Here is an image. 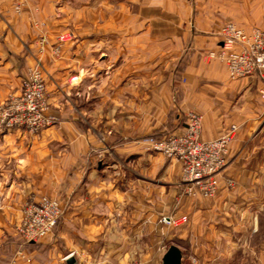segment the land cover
Here are the masks:
<instances>
[{
  "label": "crops",
  "instance_id": "0c3cea01",
  "mask_svg": "<svg viewBox=\"0 0 264 264\" xmlns=\"http://www.w3.org/2000/svg\"><path fill=\"white\" fill-rule=\"evenodd\" d=\"M15 2L0 0V101L21 89L41 59L60 123L0 135V264L13 258L10 236L24 205L42 196L58 198L64 212L50 236L16 254L17 264H72L70 257L118 264L124 250L156 248L158 218L173 212L181 164L141 139L181 132L188 110L202 114L204 140L231 124L239 129L216 196L175 199L177 216H188L180 239L196 249H231L245 229H264L263 81L232 80L223 64L204 57L220 44L226 20L247 29L264 24V0H27L21 13ZM69 30L74 37L56 58L53 48ZM115 72L120 81H109ZM110 82L120 95L108 94Z\"/></svg>",
  "mask_w": 264,
  "mask_h": 264
},
{
  "label": "built area",
  "instance_id": "2783aa9c",
  "mask_svg": "<svg viewBox=\"0 0 264 264\" xmlns=\"http://www.w3.org/2000/svg\"><path fill=\"white\" fill-rule=\"evenodd\" d=\"M26 2L18 0L16 10L19 11ZM221 34L218 50H211L210 56L225 62L228 76L232 80L259 75L263 81L259 96L264 102V30L254 27L247 31L228 22L223 26ZM72 38V33H65L60 36V42ZM54 53L59 55V46L54 48ZM202 120V114L188 110L181 132H168L160 138L146 136L142 143L181 164L184 195L213 198L220 188V180L228 163L229 147L239 126L231 124L219 137L204 140L201 138ZM58 122L59 117L50 112L46 83L38 63L23 78L21 92L10 95L0 103V135L15 128H26L38 133ZM226 184L233 188L235 181L232 178L226 179ZM63 212L61 201L55 197L42 196L38 201L26 202L19 227L22 237L28 242L45 237L53 230ZM162 221L180 226L188 221V216H164ZM19 255L24 256L22 252ZM8 264H17V258Z\"/></svg>",
  "mask_w": 264,
  "mask_h": 264
},
{
  "label": "rangeland",
  "instance_id": "374dc122",
  "mask_svg": "<svg viewBox=\"0 0 264 264\" xmlns=\"http://www.w3.org/2000/svg\"><path fill=\"white\" fill-rule=\"evenodd\" d=\"M98 1H100V0H98ZM118 1L120 2L123 0H109V2L114 6ZM17 2H18V0H16V2L14 4V11L16 13H21L23 11L24 7L26 6L27 2H26V4H24L21 7V9L19 11H17L15 8V5ZM116 6H117V4H116ZM115 11L113 13H115ZM109 15L112 16L113 14H109ZM228 22H233V21L232 20H226L224 22V24L219 29V35L221 36V39H222V34H221L222 28ZM233 23L236 24L235 22H233ZM124 26L125 25L120 24V28H122ZM237 26L240 28H244L240 25H237ZM162 27L164 28L163 25H162ZM251 27L248 29L247 28H244V29L247 31H251V29H252ZM255 27H258V28H261L264 30V24H259ZM126 28H122L120 30L126 31ZM163 28H161V29H163ZM253 28H254V26H253ZM65 33H72L73 34L72 30L66 31L62 34H65ZM60 36H59L58 44H56L54 48L59 46L60 52H61L62 44L65 42H60ZM73 37H74V35H73ZM45 42H47V41L45 40ZM54 48H53V55L56 58H58L60 53H59V55H56L54 53ZM212 50L216 51V50H218V47H215ZM210 51L211 50H208L207 52L204 53L205 59L217 60L218 62H220L221 64H223L227 68L224 61H222L221 59H219L216 56L215 57L210 56V53H209ZM110 60H111L110 63H112V62L116 63V57L115 56H112V59H110ZM38 63H40L42 75H43L44 81L46 83V90L48 93V102H49V109H50V91H49L48 86H47V72L45 70L43 61L41 59H37L35 64L32 66V68H30V70L28 71L27 75L29 73H31V71L37 66ZM117 63L120 64V59L117 61ZM179 66L180 65L178 64V67L174 70V77L176 80L180 79V75H181V71H182L181 68H179ZM118 80L120 81V73L117 74L115 72V73L109 74V81H118ZM111 85H112V82H110L108 94H110V96H114L115 92H118V94L120 95V89L112 90ZM21 90H22V82H21V89L19 91L8 93L6 95V97L0 101V103L3 102L5 99L7 100L8 97L12 94L13 95L19 94L21 92ZM185 114H186V112H185ZM261 119L264 120V115H262ZM59 123H60V118H59V122L57 124H59ZM57 124H55V125H57ZM55 125H53V126H55ZM50 127H52V126H50ZM47 128H49V127H47ZM47 128H44V129H47ZM41 131H39V132H41ZM145 137H143L141 140H143ZM263 153L264 152H262L261 155ZM181 170H182V168H180L178 184L176 186V189L174 188V209H173L172 214H170L169 216H177V213L179 210H178V208H176V200L175 199H178L181 195H184L183 194L182 181H181ZM24 207H25V205H24ZM23 216H24V208L22 210L21 220L15 228L16 231L14 234H12L10 236L12 238V248H11V252H12L11 254L12 255L11 256H13V258H15L16 254L19 255V253L22 252V249H28V248L36 247L39 241L46 239L48 236H50L55 231V228H56V227H54L53 230L48 235H46L45 237L34 241V242H36V245L27 246L28 241H26L22 237V235L19 231V227L22 223ZM163 217H164V215H162L158 218V224H157V228H156L157 240L159 241L162 239L163 241L161 243H157L156 248H150L149 249V248H146L145 246H143V244H142L140 246H137L136 248H133L130 250L129 249L124 250L125 252L123 253V255L124 256L126 255L127 258L123 262V256H122L119 259L120 263H118V264H162L163 263L162 257L171 245H177L179 248H180V245H182L184 247L183 249L180 248L181 252H182V257H183L182 261L184 264H264V229L259 228L255 232H252V230L245 229L244 234H241V235H243V236H241V240L237 242V247H234L231 249H228L227 247H225L226 243H220L219 244L220 249L208 250V249H203V247H201L200 249H196V247L191 248L190 245H189V247H186L187 243L184 242L182 239H180L181 229L185 227V223L180 225V226H176L174 224L164 223L162 221ZM165 228H167V231H166L167 232L166 233L167 238L166 239L164 238V229ZM168 229L170 231H168ZM239 238H240V236H239ZM29 242H31V241H29ZM8 250H10V249L7 248L6 251H8ZM210 253H211V255H210ZM6 258L8 259V256ZM109 264H111V263H109Z\"/></svg>",
  "mask_w": 264,
  "mask_h": 264
},
{
  "label": "water",
  "instance_id": "95a60500",
  "mask_svg": "<svg viewBox=\"0 0 264 264\" xmlns=\"http://www.w3.org/2000/svg\"><path fill=\"white\" fill-rule=\"evenodd\" d=\"M182 259L181 249L177 245H171L163 256L162 264H184ZM68 262L73 264L75 262V258L70 257Z\"/></svg>",
  "mask_w": 264,
  "mask_h": 264
},
{
  "label": "trees",
  "instance_id": "16d2710c",
  "mask_svg": "<svg viewBox=\"0 0 264 264\" xmlns=\"http://www.w3.org/2000/svg\"><path fill=\"white\" fill-rule=\"evenodd\" d=\"M180 125H181V124H180ZM163 135H164L163 133L156 132V133L149 134V135H147V136H153V137H155V138H160V137H162ZM59 220H60V219H59ZM59 220L57 221L55 227H57V224H58ZM33 245H36V242L31 241V242H28V243H27V246H33Z\"/></svg>",
  "mask_w": 264,
  "mask_h": 264
}]
</instances>
